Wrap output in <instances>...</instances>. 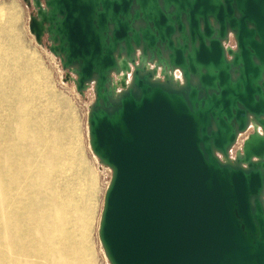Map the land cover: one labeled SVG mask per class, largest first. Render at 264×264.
<instances>
[{"label":"water","instance_id":"obj_1","mask_svg":"<svg viewBox=\"0 0 264 264\" xmlns=\"http://www.w3.org/2000/svg\"><path fill=\"white\" fill-rule=\"evenodd\" d=\"M32 2L36 43L95 95L109 264H264V0Z\"/></svg>","mask_w":264,"mask_h":264},{"label":"bare ground","instance_id":"obj_2","mask_svg":"<svg viewBox=\"0 0 264 264\" xmlns=\"http://www.w3.org/2000/svg\"><path fill=\"white\" fill-rule=\"evenodd\" d=\"M21 22L17 0L0 3V264H93L96 179Z\"/></svg>","mask_w":264,"mask_h":264},{"label":"rangeland","instance_id":"obj_3","mask_svg":"<svg viewBox=\"0 0 264 264\" xmlns=\"http://www.w3.org/2000/svg\"><path fill=\"white\" fill-rule=\"evenodd\" d=\"M3 1L5 0H0V3ZM17 2L21 7L22 22L20 28L23 32L22 42L26 47V50L34 54L41 69L44 71L47 77V83L49 87L56 95L65 99L75 115L76 124L80 131L79 139L81 144L82 160L94 175L97 185L95 192L93 226L91 227L90 236L93 264H109L99 241L98 229L105 191L111 179V171L100 165L99 161L93 155L89 147L87 117L89 107L95 99L93 89L87 91L84 97H81L77 93L75 85L72 82L66 80L60 61L49 52L46 46L38 45L35 41V38L30 33V9L25 5L23 0H17Z\"/></svg>","mask_w":264,"mask_h":264},{"label":"flooded vegetation","instance_id":"obj_4","mask_svg":"<svg viewBox=\"0 0 264 264\" xmlns=\"http://www.w3.org/2000/svg\"><path fill=\"white\" fill-rule=\"evenodd\" d=\"M24 1V3H25V5L30 9V16H29V24H30V19H31V17H35L36 16V11H35V9H34V7H33V2H32V0H29V3H26L25 2V0H23ZM34 37V36H33ZM35 38V37H34ZM36 41V40H35ZM43 43H44V45L46 46L47 44H48V41H47V37H45L44 39H43Z\"/></svg>","mask_w":264,"mask_h":264},{"label":"built area","instance_id":"obj_5","mask_svg":"<svg viewBox=\"0 0 264 264\" xmlns=\"http://www.w3.org/2000/svg\"><path fill=\"white\" fill-rule=\"evenodd\" d=\"M246 138V134L242 135L238 141V144L235 149H239L241 144L243 143L244 139Z\"/></svg>","mask_w":264,"mask_h":264}]
</instances>
